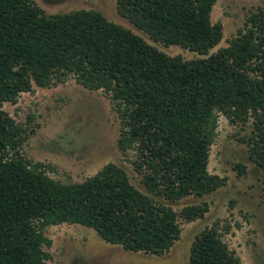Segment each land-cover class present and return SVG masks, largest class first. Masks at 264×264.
I'll use <instances>...</instances> for the list:
<instances>
[{"label":"trees","instance_id":"16d2710c","mask_svg":"<svg viewBox=\"0 0 264 264\" xmlns=\"http://www.w3.org/2000/svg\"><path fill=\"white\" fill-rule=\"evenodd\" d=\"M217 2L117 0L118 14L154 43L203 56L185 60L94 9L46 15L34 0H0V264H47L53 241L46 230L63 224L93 229L128 252H169L181 238L180 220L209 212L206 204L175 207L227 183L208 170L219 116L234 125L252 122L243 141L264 182V9L210 54L224 38L223 25L212 20ZM70 77L115 104L118 148L134 152L145 190L116 163L84 182L63 183L23 154L35 129L18 123L4 104ZM189 264L242 263L213 227L196 237Z\"/></svg>","mask_w":264,"mask_h":264},{"label":"rangeland","instance_id":"374dc122","mask_svg":"<svg viewBox=\"0 0 264 264\" xmlns=\"http://www.w3.org/2000/svg\"><path fill=\"white\" fill-rule=\"evenodd\" d=\"M34 1L46 15L94 9L111 22L132 29L170 56L185 60L203 57L177 46L165 48L154 43L118 14L117 0ZM260 9H264V0H218L212 20L223 25L224 38L210 54L227 47L245 28L249 15ZM101 94L89 93L70 77L65 84L49 89L35 86L33 92L22 94L16 105L6 103L3 109L25 128L35 129L22 152L34 163H43L52 179L81 183L108 163H116L128 172L137 188L145 190L131 162L134 152L125 155L118 148L121 120L116 106ZM252 129L251 121L234 125L219 116L208 170L225 178L227 183L210 195L186 198L175 207L180 212L186 205L206 204L209 212L195 222L181 219V238L166 254L128 252L106 243L93 229L63 224L46 230L53 241L49 249L52 259L47 264H189L196 237L213 227L220 231L242 264H264L263 173L250 160L247 142H244L251 137ZM239 163L245 168H237Z\"/></svg>","mask_w":264,"mask_h":264}]
</instances>
